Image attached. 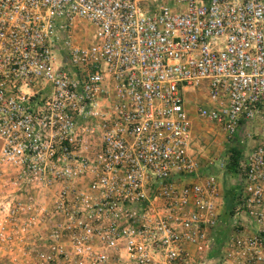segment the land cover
Listing matches in <instances>:
<instances>
[{"label":"built area","instance_id":"2783aa9c","mask_svg":"<svg viewBox=\"0 0 264 264\" xmlns=\"http://www.w3.org/2000/svg\"><path fill=\"white\" fill-rule=\"evenodd\" d=\"M78 20L88 45L71 36ZM194 89L207 94L199 117L229 135L261 117L264 0H0V233L13 263L192 264L209 249L222 195L188 152ZM237 175L221 264H264V149Z\"/></svg>","mask_w":264,"mask_h":264},{"label":"rangeland","instance_id":"374dc122","mask_svg":"<svg viewBox=\"0 0 264 264\" xmlns=\"http://www.w3.org/2000/svg\"><path fill=\"white\" fill-rule=\"evenodd\" d=\"M92 35L93 28L83 20L76 21L71 29V36L74 42L81 45H88L92 42ZM55 57L56 63L60 64L61 57L58 51L55 52ZM207 102L205 89H194L186 94L185 108L192 124V142L188 152L197 163L200 174L209 175L214 173L217 177L220 185V193L222 195L221 210L224 211V206L228 205L227 201L229 198L227 200L223 199V191H226L228 197H231L234 192L236 193V188H238V193L241 194L245 186L244 181L239 182L237 174L233 175L227 173L225 170L229 158V151L232 147H237L242 151L244 157L245 153L252 149L258 147L264 149V110L261 117L258 119L255 117L252 122L244 124L235 135H229L221 126L207 122L199 117L197 109L201 105L207 104ZM236 199H238L237 196ZM233 217L224 218L226 219V226H223L224 229L219 228L216 234L213 235V242L211 245H213L214 249L217 242L220 243L221 239L234 234L232 230ZM239 217L240 220L245 222L242 216ZM247 230H249V228ZM4 235L8 238L7 242H9L11 235L9 233H4ZM212 249H208V245H206L204 252L201 255L195 256L192 264H221V246L219 245L216 254H214L215 251ZM0 264H14L10 245L9 243L2 242L1 233ZM22 264L30 263L24 259Z\"/></svg>","mask_w":264,"mask_h":264},{"label":"trees","instance_id":"16d2710c","mask_svg":"<svg viewBox=\"0 0 264 264\" xmlns=\"http://www.w3.org/2000/svg\"><path fill=\"white\" fill-rule=\"evenodd\" d=\"M243 161V155H242V151L240 149H238L237 147H232L229 151V158H228V162L227 165L225 167V170L227 173L230 174H237L239 172V169L241 167ZM238 188H236V193L234 192L231 197H228L226 191H223L224 195H223V199L227 200L229 198V200L227 201V206H224V211L222 212V217L220 218V227H218L212 234H216L217 230L220 229H224L223 226L225 225L226 219L224 218H232L235 214V209L238 205V199H236V196H238ZM226 226V225H225ZM213 235H212V239H213ZM222 240L220 241V243H216V247L215 249L213 248L212 242L213 240H211L210 243V248L209 249H214L215 253H217L219 245L221 246ZM215 244V243H214ZM212 249V250H213ZM211 250V251H212Z\"/></svg>","mask_w":264,"mask_h":264}]
</instances>
